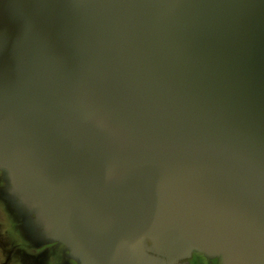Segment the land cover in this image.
Listing matches in <instances>:
<instances>
[{
    "label": "water",
    "instance_id": "obj_1",
    "mask_svg": "<svg viewBox=\"0 0 264 264\" xmlns=\"http://www.w3.org/2000/svg\"><path fill=\"white\" fill-rule=\"evenodd\" d=\"M0 171L78 264H264V0H0Z\"/></svg>",
    "mask_w": 264,
    "mask_h": 264
},
{
    "label": "flooded vegetation",
    "instance_id": "obj_2",
    "mask_svg": "<svg viewBox=\"0 0 264 264\" xmlns=\"http://www.w3.org/2000/svg\"><path fill=\"white\" fill-rule=\"evenodd\" d=\"M0 264H78L67 247L45 237L36 216L21 205L0 171ZM177 264H221L193 253Z\"/></svg>",
    "mask_w": 264,
    "mask_h": 264
}]
</instances>
